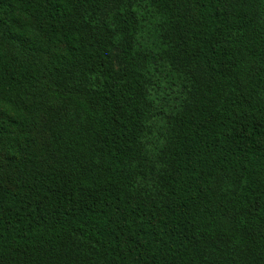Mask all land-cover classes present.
I'll return each instance as SVG.
<instances>
[{"label":"trees","instance_id":"obj_1","mask_svg":"<svg viewBox=\"0 0 264 264\" xmlns=\"http://www.w3.org/2000/svg\"><path fill=\"white\" fill-rule=\"evenodd\" d=\"M0 264H264V0H0Z\"/></svg>","mask_w":264,"mask_h":264}]
</instances>
